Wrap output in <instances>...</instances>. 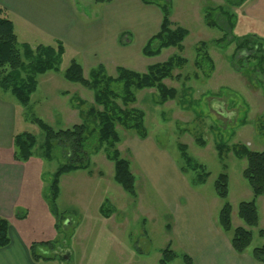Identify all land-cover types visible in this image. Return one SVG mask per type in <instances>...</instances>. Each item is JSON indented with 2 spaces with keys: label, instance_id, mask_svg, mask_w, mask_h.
Masks as SVG:
<instances>
[{
  "label": "rangeland",
  "instance_id": "1",
  "mask_svg": "<svg viewBox=\"0 0 264 264\" xmlns=\"http://www.w3.org/2000/svg\"><path fill=\"white\" fill-rule=\"evenodd\" d=\"M73 1L76 8L85 13L94 6V0ZM169 5L170 20L188 30L182 41V51L168 47L159 55L144 56L141 47L145 40L137 32L131 34L128 56L120 62L123 67L143 72L148 65L163 62L173 54H180L187 61L181 69H174L171 78L164 79L167 86L177 91L175 99L158 104L154 88L136 91L134 106L145 114L147 137L140 138L133 130L116 124L120 136L117 147L131 161L136 194H129L114 181L113 164L105 158L102 150L91 155L90 172L77 169L63 174L58 196L51 208L62 219L56 231L60 239L58 245L70 253L64 260L50 263L44 261L42 251L35 246L34 254L42 264H136L139 261L159 264L161 251L172 240V232L167 225L172 226L175 204H169L173 192L204 199L216 221L224 202L214 188L221 172L228 175L226 200L232 205V227L243 224L237 216V204L253 197L248 182L242 176L246 160L236 158L230 151L220 159L215 146L222 141L229 147L241 143L251 150L264 151V67L263 72L255 71L254 60L251 59L250 65L236 71L231 63L234 43L225 48L214 43L208 45V53L214 63L209 76L197 69L193 62L198 42L222 36L219 28L205 23L204 13L209 6H223L234 12L233 35L253 33L264 38V0H245L240 5L230 4L227 0H169ZM15 22L21 53L22 43H28L33 49L38 44L55 45L46 36ZM131 35L129 33L128 37ZM22 58L28 62L23 54ZM73 58L75 55L65 45L58 71L38 74L37 88L28 105L18 103L26 119L22 121L20 118V131H30L37 138L33 161L28 169L35 172L33 182L40 186L37 192L45 200L50 193L53 173L66 159L58 146H54L50 159L42 156L39 145L44 135L32 119L40 118L54 129L68 128L84 120L79 110L85 112L92 104V92L62 75ZM115 67L114 64L105 65L106 72L115 75ZM83 68L84 75L88 76L89 69ZM2 91L3 95L17 102L10 91ZM197 139L203 140L204 145H200ZM179 144H185L187 153L209 172L204 181L198 180L199 169L195 170L186 163ZM175 167L180 168L183 180H180V174H174L178 172ZM104 202L112 209L108 218L99 213ZM256 203L261 220L257 227L252 228L253 238L248 248L259 246L258 230L264 228V203H258L257 199ZM53 217L56 219L54 214ZM35 234L42 239V231L36 230ZM171 248L180 253L173 244ZM48 253H52L51 250ZM168 264L185 263L181 256H177Z\"/></svg>",
  "mask_w": 264,
  "mask_h": 264
},
{
  "label": "trees",
  "instance_id": "2",
  "mask_svg": "<svg viewBox=\"0 0 264 264\" xmlns=\"http://www.w3.org/2000/svg\"><path fill=\"white\" fill-rule=\"evenodd\" d=\"M96 2H109L111 0H95ZM142 0L146 4H156L161 11L159 29L144 44L141 52L144 56L159 55L161 50L175 47L182 51V41L188 34V30L175 25L170 20L169 0ZM245 0H227L230 4L240 5ZM209 6L204 13L207 26L217 27L222 31V36L212 41L198 42L195 51L194 65L201 72L209 76L214 69V63L208 53V45L214 43L220 48H225L231 43L235 44L231 56L233 68L237 71L250 65L252 61L255 71L263 72L264 67V38L256 34L242 36L233 35L234 12L221 6ZM22 53L18 47L17 35L12 21L7 17L3 7L0 6V87L8 90L22 105L30 102L32 93L37 88L36 76L49 70L58 71L59 64L64 54V45L60 40L55 45L38 44L34 49L27 43H22ZM249 52V53H247ZM22 54L26 63L22 58ZM185 57L173 54L165 61L148 65L146 70L138 72L123 66L115 67V75L106 72L105 66L99 64L89 69L88 76L84 75V68L80 62L72 59L63 71V77L79 83L92 92L93 102L89 108L79 114L83 121L73 124L68 128L54 129L42 119H32L43 132V141L39 149L43 157L50 159L54 146H58L64 157L62 163L53 173L50 181L49 196L46 197L48 207L52 215L56 217L55 228H60L61 217L52 210L51 206L58 196L60 177L77 169L88 170L91 166V155L102 150L107 160L113 164V179L122 189L133 196L135 191V177L131 171L130 159L124 157L117 147L120 136L116 130V124L133 130L140 138L147 137V129L144 124L145 114L142 109L135 107L136 91L154 88L157 92V103L163 104L173 100L177 91L164 83V79L171 78L174 69H181L186 63ZM238 64V66H236ZM254 71V70H253ZM254 71V72H255ZM178 77V75L176 76ZM80 102V101H79ZM79 105V103H77ZM28 118V117H27ZM200 145L203 140L197 139ZM37 145L36 136L30 131L23 130L13 136L14 157L19 161H27L34 154ZM187 164L193 169H199L198 180L204 181L209 172L203 164L198 163L187 153L185 144H179ZM217 156L222 159L227 151L239 159L244 158L246 165L242 170V176L248 182L252 191V199L240 201L237 204V216L244 225L232 227V205L228 202V175L225 172L218 174L214 188L216 195L224 200L218 212V225L224 232H230V243L237 253H242L250 246L253 238L252 228L259 223V213L256 199L264 194V151L251 150L245 144L237 143L230 147L219 141L216 146ZM112 209L106 202L99 207V213L103 217H109ZM18 217L24 215L16 214ZM66 217L63 219L65 221ZM169 228V225H167ZM9 222L0 216V247L6 246L10 239L8 235ZM259 236L264 238V229L258 230ZM53 247L52 242H36L31 245L32 256L35 258V246ZM252 257L264 263V242L254 247ZM181 256L185 264H194L186 253L178 254L170 244L161 251L159 264H167L175 257Z\"/></svg>",
  "mask_w": 264,
  "mask_h": 264
},
{
  "label": "crops",
  "instance_id": "3",
  "mask_svg": "<svg viewBox=\"0 0 264 264\" xmlns=\"http://www.w3.org/2000/svg\"><path fill=\"white\" fill-rule=\"evenodd\" d=\"M93 5L90 12L85 13L76 8L73 0H0L14 31L17 21L46 36L51 43L60 40L64 48L69 46L73 56L88 69L99 64L121 66L120 62L128 56L132 33L143 36L142 50L149 37L159 29L161 11L155 4H146L142 0H94ZM129 33L131 37H128ZM0 89V216L9 222L10 239L6 246L0 247V264H42L36 254L35 258L32 256L31 245L36 242L53 243V247L38 245L44 261L64 260L70 252L58 245L60 239L56 234L55 219L47 201L37 192L40 186L33 182L35 172L28 169L32 157L27 161L14 157L13 136L20 132V118L26 119L17 99L15 102L10 96L3 95L2 90H8ZM175 168L178 172L174 174H180V168ZM179 177L184 179L182 174ZM171 200L169 205L175 206L169 227L172 240L168 244L170 247L173 244L180 253L173 249L175 252L188 254L194 264H264L251 255L256 245L242 253L233 249L230 234L219 227L218 220H213L204 199L175 191ZM257 202L264 203V194ZM36 230L42 231V239L35 234ZM263 242L264 238L260 237L258 244ZM136 264L147 263L139 261Z\"/></svg>",
  "mask_w": 264,
  "mask_h": 264
}]
</instances>
